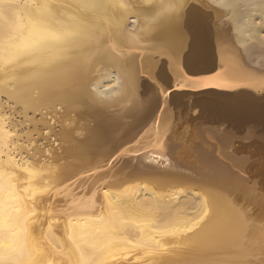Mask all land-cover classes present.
Masks as SVG:
<instances>
[{
    "label": "bare ground",
    "instance_id": "6f19581e",
    "mask_svg": "<svg viewBox=\"0 0 264 264\" xmlns=\"http://www.w3.org/2000/svg\"><path fill=\"white\" fill-rule=\"evenodd\" d=\"M185 1L0 0V264H264L262 226L252 229L248 215L218 191L203 194L193 188L169 189L174 179L162 177L216 181L229 176L231 180L228 163L227 167L218 165L220 156L235 166L230 155L216 149V158L209 147L207 159L200 157L189 164L179 158L182 153L176 151L178 140H173L167 119L160 120L141 145V124L148 116L133 127L123 122L143 110L133 77L142 66L139 57L152 51L181 75L182 64L175 54L185 47L184 42L187 45L190 37L185 40L186 32L195 37L187 60L209 56L204 17L194 10L183 16ZM130 16L136 20L134 31L127 29ZM217 51L222 65L215 80L218 84L259 83L261 78L254 74L236 80L245 66L235 52L223 53L219 46ZM150 58L148 64L156 63ZM110 71L122 79L118 98L130 104L117 115L103 112L92 91ZM178 80L185 79L180 76ZM58 105L63 106L64 114L84 106L94 126H83L80 143L74 142L72 129L57 133L65 149L62 156L54 152L39 159L29 152L23 157L21 137L9 123L8 112L19 108L34 115L40 110L52 112ZM54 114L50 116L54 118ZM215 140L223 144L222 136L216 135ZM98 148H105L106 154L128 148L122 161L115 159L121 153L112 157L118 175L76 191L87 178L71 181L81 169H91ZM120 173L144 176L139 183L126 185ZM66 180L79 182L74 185L79 187L75 189ZM238 185L253 202L264 200V190L257 193ZM58 194L66 198V207L58 208L60 212L54 208L61 224L52 227L56 218L51 216L54 222L46 225L43 216L52 211L48 201ZM258 214L257 219L264 217V209Z\"/></svg>",
    "mask_w": 264,
    "mask_h": 264
},
{
    "label": "rangeland",
    "instance_id": "374dc122",
    "mask_svg": "<svg viewBox=\"0 0 264 264\" xmlns=\"http://www.w3.org/2000/svg\"><path fill=\"white\" fill-rule=\"evenodd\" d=\"M185 3L186 4H184V6L182 8L183 11L185 10L184 14L182 11L183 16L186 15L190 10H194L204 17V27H205L204 35H205V38L207 39V43L209 42L207 45V51H208V54L210 56H214V53H215V51H214L215 48H214V45L212 43V31L215 28H220L221 30H223L225 33H227L230 36L231 43L235 46V49H236V51H235L236 57L246 68L244 71H240L239 73H237V75L239 77L236 75V80L238 78L240 80L245 79L247 77L250 78L249 76L251 74H254V77H256L257 79L261 78L260 79L261 83L259 81V83L257 85H252L251 83H238V85H237V83H234L237 86L232 84L233 86L228 85L229 86L228 87V86L218 84L215 81V80L219 79L218 75L220 73V67L214 73L204 74V75H188L185 72H183L184 70L181 68L183 70V71L181 70V73H182L181 78H182V80L183 79H185V80L181 81L180 83L178 82L180 80H177L178 83L175 82L171 89L176 90V91H183V90L185 91L186 90V91H192V92H198V93H192L188 96H185L184 93H179L174 99H172V101L170 103V107H169V109H167L166 97L169 94V93H167V91L170 89L163 90L162 88H160L159 89L160 99H158L157 93L155 91H153V92H151V90L142 91L141 89H139V82H138V77L140 76V74H138V73L140 71L142 72V74H147L148 72H150V73L164 72L165 58L161 57L160 55H158L152 51H147V53H146L147 55L144 54L142 56L143 58L139 57L140 66H141V64H142V66L139 68V70L136 73L133 74L135 84L138 88L139 96L143 100V102L151 94H153V96H155L156 98L153 97V99L151 100L150 103L147 104L144 102V104H143V110H142V113L140 114L141 115L140 120L144 116H148V118L145 121H143V123L141 124L140 131L142 130L144 132L141 136V138H142L140 140L141 143H139V141H138V143L140 145L143 144L145 142L144 139H145L146 135L150 131H153L156 124L162 119L163 120L167 119L166 121L169 122V126L172 130L171 136L173 137V140L174 141L179 140L180 143L181 142H182V144L184 143L183 146L181 144L179 149L177 150L178 154L182 153L181 157H179V158L186 160L187 163L191 164L194 159L189 158V152L187 151V149L191 146V142H192L191 139H193V141H197V139L195 138L196 132L194 130V125L196 122H198L200 120H201V123H203L204 125H207L208 127L224 124L231 132H234L237 134L242 132L248 126H254L258 131L264 132V101L262 99H260L258 96H256L255 94H253L252 92H249V91L227 92V93L226 92H218V93L217 92H208V91H213V90H216V91H233L237 88L246 87V86H247V88L255 89V90H257V89L259 90V89L264 88V73H262V72H264V45H259L257 43H250V44L246 45L245 47H242L244 44V38H242L243 35L241 33H240L241 41L239 42V45H237L234 43L235 42L234 41L235 33L233 31V27H234V29H240V27H242V26H246L247 28H249V26L252 25L255 28V30L259 33V35H258L259 40L264 43V0H198V1L197 0H194V1L186 0ZM205 6H206V8H205ZM212 15H213V17H212ZM130 17L128 18V21H127V29L129 31H131V30L134 31V29H135L134 27L136 26V24L134 22L136 20L134 17H131V18ZM129 27L131 30L129 29ZM188 37H190V39ZM185 38H186L185 40H187V41L189 39V41H188L189 43L186 41L187 42V45H186V43L184 42L185 47H183L184 49L183 48L181 49V53H182L181 56L183 55L182 57L180 56L181 58H184L187 55H189L191 48H192V45H194V39H195L194 35L186 32ZM185 48H188L187 51H185L186 50ZM132 51L137 54V50L135 51V49H133ZM151 53H153L152 56H151ZM148 55L151 56V58ZM149 58H150L149 61L152 60L156 63L153 62L154 63L153 65H152V63H150L151 65L148 64V62H146V59H149ZM157 63H159V64H157ZM148 66H149V68H148ZM147 68L149 69L148 71H147ZM104 74H105V77H104L103 81L101 83H99L96 87H94L92 89V91L94 92V95L96 96L95 98L98 99L97 102L100 101L99 103L103 106V112L110 113L111 115L112 114L113 115L120 114L126 108H128L130 106V104L128 102L121 100V98H118L119 93H120V89L122 86V79L118 76V74L115 71H113V72L110 71L108 73L106 72ZM176 84H178V85H176ZM83 104H85V103H82V105ZM82 105L74 108L75 110L70 109V110H72L71 111L72 114H69L70 113L69 109H68L69 112H67V110H66V112H67L66 114H69V115L64 114L65 110L63 111L62 110L63 106L60 107V105L56 106L55 110H54V108H52L51 109L52 112L50 111V109L49 110L46 109L49 111V112L47 111L48 112L47 114H49V115L46 114V110H40L41 113H42V111L44 113V114L42 113V115H45L43 117H41V115H39V113H40L39 111L34 112V115H33V112H30V111L26 112L27 113L26 114V113L21 112V110H19V108L16 109L15 111L13 109H11V111L8 112V114L10 115V116L8 115V118H9L8 121L11 125L15 126V130L17 132V135H19L21 137L20 138L21 140L19 141L20 142L19 144H21V147H22L21 148V155L23 157H26V154H29V152H30V154H34L35 158L38 156L37 158L40 157L39 159H43L45 156H52V153L54 155V152H56V154H55L56 156H59V155L62 156L63 155L62 152H64L63 150H65V149L61 145L62 144L61 141L58 140L59 139L58 134L59 133L61 134L64 129L66 130V128L72 129L71 132L73 133V135H72L73 140L75 139L74 142L76 140H77L76 143L82 142L83 138H84V134H85L83 128L85 126H87V127H89V126L93 127L94 126L93 125L94 122L92 121L90 116L88 117V115L84 111L85 110L84 106H82ZM58 107H60V108H58ZM78 108H80L79 110L81 112L78 110ZM18 112H20V113H18ZM60 112H63V113H60ZM50 113L51 114L56 113L57 116L54 114L56 117L53 115L54 116V118H53V117H51L52 115ZM11 114L13 115V117ZM59 114H62V115L64 114L65 117L62 115L60 116ZM167 114H168V116H167ZM25 115L28 118H26ZM33 116H34V118H32ZM175 116H176V118H175ZM57 117H59L60 119ZM64 118H65V120H64ZM10 120H11V122H10ZM71 121H73V122H71ZM126 121H127L126 119H123V122H126ZM68 123H69V125H68ZM211 129H209V130H211ZM51 130H53L55 135L52 134ZM212 130H214V129H212ZM82 134H83V136H82ZM216 135H220V133L217 129L214 131H208L206 133V137H207L206 144H204L203 147L207 150L209 149V147L213 148L214 155L216 156V158H218L216 149H219L218 150L219 154H220V151H222L224 153L226 152L225 154H229V153H228L226 146H224L222 143L217 142L215 140ZM180 139H181V141H180ZM25 145L26 146L28 145L27 148ZM131 147L132 146H129L128 148L130 149ZM37 148H38V150H37ZM128 148H126V150H123V153L120 151V152H115V153L111 152V153H107V154L105 153L106 152L105 148H103V149L98 148V149H100V150H96L98 153V157H97V160L95 159L94 162L92 163L93 166L91 167V169H89V168L88 169L87 168L81 169L82 171L78 172L81 174H78L79 176H77V177H76V173H74L72 179L75 177L77 179L72 180L71 178H69L72 180V181L71 180L70 181L73 183L75 180H81V179H79V177L83 179L82 181H84L85 178H87V180H85V182H87L88 184H85V182H82L84 185H79V182H77V181H76L77 183L75 182V184H72L69 180H66V184H68L67 182H70V184H72L73 186L74 185L76 186V184H78L80 187L77 186V188L79 187V189L76 191H80V190H87L89 188L91 189L95 185H97L98 182L108 180V179H112L115 175H118L117 174V167H115V163H117L116 160L120 159L122 161V157L127 152ZM32 149H34V150H32ZM35 149L37 150V152L35 151ZM231 150L234 153H239V152L245 151V152L249 153L251 155V157H253V156L256 157V159L254 161H252L247 166L246 174H247V177L250 179V182L255 183V186H256L255 192L260 193V191H263L264 190L263 189L264 188V182H263L264 181V145L261 142L254 140L250 144H248L244 147H240L239 145L234 144ZM41 152H43V154ZM99 153H101V156ZM117 153H121L120 158H115L116 160H113L112 159L113 155H115ZM40 154H42V155H40ZM93 154H89V155L91 157H93L94 156ZM102 154H103V156H102ZM177 155H175V157H177ZM219 159H220V160H218L219 166L227 167L226 163H228V165L230 166L229 168H231L232 165L229 164V161L227 159H223L220 156H219ZM102 161H104V162H102ZM101 162L103 164H100ZM105 162H107V163L109 162V163L107 164ZM97 163H99V164H97ZM104 163L106 166L104 165ZM233 164H235V162H233ZM97 165L98 166L100 165L99 166L100 169H98L99 167ZM101 168H102V170H101ZM84 170H87V171H84ZM88 171L91 172L92 176L90 175V172H88ZM85 173H88V174H85ZM107 173H109V174H107ZM119 175H120V178L124 181V183L126 185L137 184L141 180H143L142 176H144V174L125 175V174H121V173ZM88 176H89V178H88ZM160 176H158V177H160ZM110 177H112V178H110ZM162 177H168L170 179H172V178L174 179V181L172 183H169V185H168L169 189H175L176 187L180 188V189L193 188L196 191H198L199 193H203V194L207 193L208 191H218L220 194L225 196L227 198V200L232 201L236 208L241 209L242 212H245L248 215L247 219H249L248 221L250 223H252L251 224L252 229H254V230L258 229L257 227H259V226H262L261 228H264L263 227L264 217H260L257 219V217H259L258 213L260 211H262L263 208L258 207V206H256V207L249 206L250 203L253 204L254 202L252 200H250V198H248V196H246L245 193H242L241 186H239L238 184H235L234 181H232V180H228L229 176H222V177L216 178V179H220V180H216V181H213V180L211 181L209 179L208 180L204 179V180H200V181L190 180V179L184 180L183 178H180V177L167 176V175H165V176L162 175ZM209 178H212V177H209ZM96 180H98V181H96ZM69 185L68 186L66 185V188H69ZM72 185H70V186L73 187ZM194 185H196V186H194ZM75 186H74V188H75ZM85 186H87V188L84 189ZM77 188H75V189H77ZM70 189L72 190V188H70ZM58 195H59V197H57ZM58 195L56 196L57 198L55 197L54 201H50V200H53L52 198H50L48 201L49 204L52 206L51 207L52 211H49L47 214H45L44 215L45 217L43 216V220L45 221V222L42 221V228L43 229H44V227H46L45 224L48 225L46 222H50V223L52 222L51 220H53V219L51 218V216L54 219L56 218L55 219L56 222L54 224H52L54 221L51 223L52 227L59 226L61 224V222H59V220L61 218L58 216L56 217L55 214L57 215L59 209H61L60 211H62V208H63V210L65 209L64 207H66L65 206L66 198H63L64 195H61V194H58ZM257 197H258L257 198V200H258L260 198V196H257ZM61 203H62V205H61ZM56 204H58V205L56 206ZM54 208H56L58 211H56V209L54 210ZM53 211L55 212V214ZM51 212L53 213V215ZM49 214H51V215H49ZM257 214H258V216H257ZM261 218H263V220H260ZM261 221L263 223L262 225H261ZM57 223L58 224L60 223V224L56 225ZM259 223H260V225H259ZM256 247L257 246L253 247V249L255 250ZM238 251H235V252H238ZM239 252H241V251H239Z\"/></svg>",
    "mask_w": 264,
    "mask_h": 264
},
{
    "label": "water",
    "instance_id": "95a60500",
    "mask_svg": "<svg viewBox=\"0 0 264 264\" xmlns=\"http://www.w3.org/2000/svg\"><path fill=\"white\" fill-rule=\"evenodd\" d=\"M233 31L235 33L234 36V43L239 45V42L241 41V35H243L242 38H244V44L242 47H245L246 45L250 43H257L259 45H264L262 41L259 40L258 35L259 33L255 30V28L251 25L249 28L246 26L240 27V29H234ZM212 43L215 48L214 56H205L202 58H199L198 60H187V57L181 58L180 52L178 54H175V58H179L182 64V68L184 72L188 75H204V74H212L214 73L219 67L222 65L220 64L219 54L217 51V47H221V50L223 53H225V50L230 51L231 53L235 52V46L231 43L230 36L225 33L220 28H215L212 31ZM241 46V45H240ZM264 73V72H262ZM138 74L140 76L138 77L139 82V89L142 91L145 90H151V92L155 91L157 93L158 99H160L159 89L162 88L163 90L171 89L180 78V73L174 68L169 67L168 60L165 58V69L164 72L159 73H147L142 74L140 71ZM172 90V89H171ZM239 91H249L258 96L260 99L264 101V88L263 89H250L247 87H240L233 91H208V92H239ZM179 93H184L186 96L192 94V93H198V92H191V91H176L172 90L166 97L167 101V109L170 107V103L172 99H174ZM156 98L151 94L144 102L150 103L151 100ZM127 121L124 123L129 124L130 127H133L137 122L140 121V115L134 116L131 118H125ZM213 127V128H212ZM218 130L220 135L223 138V145L226 146L228 153L232 160L235 162V166H231V169L233 171L231 180L241 184L245 185L247 188L256 190V186L254 182H250V179L247 177L246 169L247 166L256 159V157H251V155L245 151L234 153L231 149L234 144L239 145L240 147H244L248 144H250L252 141L256 140L258 142H261L264 145V132L258 131L254 126H248L246 127L242 132L240 133H234L231 132L224 124L221 125H215L208 127L207 125H204L201 123V121H198L194 125V130L196 132V139L197 141H192L191 146L187 149L189 152V158H193L194 161H198V159L206 158L207 155V149L203 147L204 144H206V133L208 131H214ZM211 129V130H209ZM181 143L178 140V144L176 147V151L179 149ZM201 163V162H199ZM249 206L252 207H261L264 209V200L260 198L259 201H255L253 204L250 203Z\"/></svg>",
    "mask_w": 264,
    "mask_h": 264
}]
</instances>
